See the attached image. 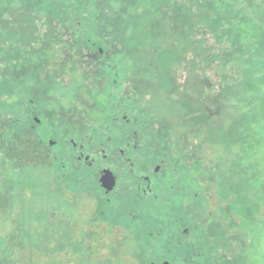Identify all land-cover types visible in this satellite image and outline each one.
Instances as JSON below:
<instances>
[{"label": "flooded vegetation", "instance_id": "obj_1", "mask_svg": "<svg viewBox=\"0 0 264 264\" xmlns=\"http://www.w3.org/2000/svg\"><path fill=\"white\" fill-rule=\"evenodd\" d=\"M85 1L1 0L0 100L13 107L22 157L34 154L22 158L28 165L17 160L15 174L54 177L31 189L42 188L31 204H47L31 218L34 230L52 232L49 253H108L99 264L117 253H139V264H254L244 242L257 239L251 224L264 222V210L246 207L240 163L213 165L203 152L218 143L213 134L226 146L231 125L196 121L203 78L177 85L159 66L173 44L87 27ZM158 96L175 109L173 125L154 109Z\"/></svg>", "mask_w": 264, "mask_h": 264}, {"label": "rangeland", "instance_id": "obj_2", "mask_svg": "<svg viewBox=\"0 0 264 264\" xmlns=\"http://www.w3.org/2000/svg\"><path fill=\"white\" fill-rule=\"evenodd\" d=\"M223 1L226 5L232 6L233 9L237 10V17H233V14V18L230 17V21L233 20L232 23L234 25L230 32L232 31L234 34L241 32L244 29L245 20L254 27L249 40L246 41V37L243 40L244 35H242L241 39L239 38L238 44L241 43L239 44L240 51L236 50L238 44L233 43L230 34L220 33L221 30L225 31L231 27L229 25L226 28L223 25L216 32L207 31L204 36L197 34V36L192 38L190 49L187 48L185 52L181 51V44L172 43L181 53L175 54L173 59L169 54L168 58H164L165 53L161 57L159 66L165 69L172 80L175 79L177 85L185 81L184 75H197L203 78L204 84L197 87L198 104L195 106L200 111L195 110L196 114H194L197 117L202 115L203 119L198 117L196 121L198 123H206L208 121L210 124L213 122L214 126L217 125V128H221L225 132L226 124L228 122L231 124H228V133L223 137L224 142L226 140L229 142L226 143L228 147L220 143L221 134H213V139L216 140V137L218 143L213 142V150L211 146H208L207 149L204 148L203 152L207 153L208 157L212 159L213 165L217 163V159L224 161L221 163L224 168H230L233 165L237 166L240 163L239 169L244 168L246 170L247 183L245 192L247 198L250 195L252 198L247 199L246 207H251L250 209L259 213L264 210V192H256L260 190L259 185L264 186V89L259 91L262 96L258 92L248 91L249 83L246 87L245 72L250 69L251 80L256 85H262L261 89L264 88L262 83L264 82V67L261 69L260 65L256 64H260L264 60L261 58L260 53H255L262 38L261 36L264 35V0ZM101 12H103V9L100 5L98 17ZM228 13L231 14V12ZM89 15L87 11V27L94 26L91 24L92 20ZM3 19L8 18L5 17ZM43 22L44 19L39 21L38 25ZM223 24L225 23L223 22ZM126 28H129L126 31L133 30L129 26ZM188 31L189 29H187ZM179 37L182 38V36ZM157 43L159 42H154V44ZM197 43H200L199 46L205 49V53L197 52L195 49ZM244 43L247 47L244 46ZM246 52H251L253 54L252 57H249ZM228 55L230 56L228 57ZM209 60L212 62L210 63ZM247 60L252 61L253 66ZM210 65H212V69L209 68ZM258 79L262 80H260L261 83H259L260 81L257 82ZM198 81L200 82V79ZM206 83L211 85V87H206ZM176 94L180 93L176 91L175 94H172L171 99L177 97ZM182 96L187 98L184 94ZM154 101L153 106L157 114L169 122L170 125H173L175 109L169 106L164 96H158ZM248 103H250L253 113L252 120L247 119V114L250 116V109L247 107L249 106ZM190 105L193 104H188V106ZM14 116L13 107L10 108L0 100V242L2 241L4 244V246L2 244V248L0 245V264H99L96 261H101L108 253H56V251L49 253L53 249L54 244H57L55 240L47 239L49 237L47 235L52 232L50 230L42 232L44 230L43 227L35 228L34 230L31 225L32 217L28 215V212L31 210L34 214H38L40 211H44L47 206L46 201H41L40 199L35 201V204H31L32 194L34 193L35 197L41 196L42 193L38 191L42 190L40 187L43 186V182L54 179V177L52 175H48V179L42 177L43 181L38 183L34 182L33 177L21 175L19 177L15 174L16 165L20 168V162L17 164V160H21L22 164L28 165L29 162L22 160V158L33 161L34 154L27 152L22 157L27 145L24 142L21 144L16 139L15 130L11 126ZM206 124L209 125L208 123ZM28 146L32 149V146ZM205 157L209 160L207 156ZM222 157L224 159H221ZM30 164L32 166L31 162ZM6 182L8 190L5 188ZM38 185L40 189L32 193L31 189L35 188L36 190ZM50 189H52V183ZM12 190L15 192L11 193ZM255 197L256 200L254 199ZM40 203H43V206ZM30 205H34L35 209H31ZM51 218L53 217L48 214L45 216V221L54 223ZM259 219L257 218L251 224V229L254 230L257 239L248 241L249 238L251 239V237H248L247 241L244 242L248 246L246 249L254 253V264H264V222L260 225ZM262 219H264L263 216ZM35 234L40 235L41 238ZM138 254L132 253L131 259H127L125 253H117L115 262L111 261L107 264H139L140 254Z\"/></svg>", "mask_w": 264, "mask_h": 264}, {"label": "trees", "instance_id": "obj_3", "mask_svg": "<svg viewBox=\"0 0 264 264\" xmlns=\"http://www.w3.org/2000/svg\"><path fill=\"white\" fill-rule=\"evenodd\" d=\"M100 5L102 6L103 12H101L98 17ZM88 9L92 10L89 15L92 20V25L117 27V31L123 33L122 35L126 33V35L131 34L134 36L133 39H130L134 42H158V39H160V41L165 42V44H181V51L183 52H185L187 48L190 49L192 38L197 36V34L204 36L207 31L216 32L218 28L223 25H225L226 28H228L229 25L231 27L225 31L221 30L220 33L230 34L234 44H238L239 38L241 39L242 35H244L243 40L245 37L247 38L246 41L249 40L254 30V27L245 20L244 29L241 30V32L236 34L232 31L230 32L231 28H234L232 23L233 20L230 21V17L236 18L237 10L233 9L232 6L226 5L223 0H106L102 2L86 0V10ZM228 12H231V14ZM241 19L243 20V18ZM221 20L225 24H223ZM128 26L133 30L126 31V27ZM158 27H160L161 30L157 29ZM187 29H189L188 32ZM179 36H182V38ZM261 37L255 53H260L261 58L264 60V35ZM239 44L236 49L238 51H240ZM199 45L200 43H197L195 47L197 52L205 53V49L201 48ZM244 46L247 47L245 43ZM180 53L178 49L174 51V53L166 51L164 58H168L170 55L173 59L175 54L178 55ZM247 54L249 57L253 55L251 52ZM229 56L230 55H228V57ZM247 62H250V65L253 66L252 61L247 60ZM256 64L260 65L261 69L264 67L263 61L260 62V64ZM250 72V69L245 72L246 87L248 83L250 84H248L247 90L253 93L258 92V94L262 96V93H259V91L264 88L261 89L262 85H256L255 82L251 80ZM260 80L261 79H258L257 82ZM261 81L259 83H261ZM262 83L264 84V82ZM248 105L250 116L247 114V119L249 118V120H252L253 113L250 108V103H248ZM5 188L8 190L7 182ZM13 192L15 191L12 190L11 193ZM33 209H35V207ZM28 215L33 218L35 217V214L31 212V210L28 212ZM35 235L38 237L40 236L37 234ZM0 243L2 248L3 242L1 241Z\"/></svg>", "mask_w": 264, "mask_h": 264}]
</instances>
